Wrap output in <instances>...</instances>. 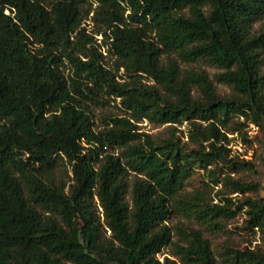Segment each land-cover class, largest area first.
<instances>
[{
  "label": "trees",
  "instance_id": "16d2710c",
  "mask_svg": "<svg viewBox=\"0 0 264 264\" xmlns=\"http://www.w3.org/2000/svg\"><path fill=\"white\" fill-rule=\"evenodd\" d=\"M93 3L115 69L83 25ZM186 6L189 16L175 10ZM263 18L264 0H0V264H177L158 256L168 245L183 264H264V251L249 247L226 245L217 258L198 229L179 228L175 241L168 224L176 213L220 228L234 216L185 190L199 167L214 165L217 182L226 170L236 192L258 189L232 178L254 166L230 156L221 127L256 124L264 166ZM180 46L186 62L224 68L217 79L236 94L220 95L206 71L166 58ZM106 97L120 98L127 115L97 129L85 100ZM144 119L188 121L198 146L156 142L134 122ZM64 158L72 184L56 177ZM243 204L249 224L263 226L264 200Z\"/></svg>",
  "mask_w": 264,
  "mask_h": 264
},
{
  "label": "rangeland",
  "instance_id": "374dc122",
  "mask_svg": "<svg viewBox=\"0 0 264 264\" xmlns=\"http://www.w3.org/2000/svg\"><path fill=\"white\" fill-rule=\"evenodd\" d=\"M85 7L88 12L85 15L83 25L87 27V32L94 35L98 39V42L102 44L103 50L105 51L104 54H106L107 57L106 65L115 69V57L108 54L106 44L103 40L104 35L102 31H99L102 29V26L94 20L95 7H97V3H93L91 5L87 4ZM175 10L179 11L181 15H190V6L183 7L182 9L176 8ZM255 29L259 32L264 31V18L255 25ZM152 35L157 39L159 38L156 29L152 32ZM198 44L201 46H207L209 45V42L207 40H201ZM162 47L163 50L167 49L163 44ZM185 53V47L180 46L178 50H171L169 55L165 57L175 60L183 69L186 68L206 71L220 95L230 97L236 94L232 84L220 82L217 79L218 74L225 71L224 68L210 64L203 59H200L198 62L188 63L185 61ZM206 56L207 58H210L208 54H206ZM64 70L68 77L73 75V68L68 61L66 62ZM120 75L124 77L123 80L130 79L129 74L126 70H124V68L121 69ZM144 81L149 84H156L150 77H145ZM85 101L87 107L93 113L97 129H102L105 121L109 117L127 115L126 110L122 107L120 98L114 99L106 97L104 103H98V100ZM237 120L242 121L243 125H235L232 123L227 127H221L228 135V140L224 142V145L229 149L231 157L239 158L240 160H247L253 164L254 168H251L252 166H248L247 170L232 172L230 174L234 179L246 180L248 183L253 182L258 184L259 191L255 188L247 191V193L236 192L233 186L226 184L223 181L227 173L226 170L225 172H221L219 174V182H217L214 176L209 172L210 169L214 168V165H209V170L199 167L187 181L185 190L188 193H193V195H200L206 201L212 203L223 206L228 204L229 207L235 210L234 216L224 219L223 226L220 228L215 225H209L203 222L201 223L195 219H188L187 217L176 213H174L168 220V224L174 231L175 241L179 238L177 235L179 228L198 229L209 239L217 258L220 257V254L226 245H232L239 248L249 247L251 249H260L264 251V225L252 227L248 222L251 207L248 204L247 206L243 204L246 197L247 200L249 197L257 200H264V190L262 189V187H264V166L261 158L263 153V133L261 129L250 120L245 121L244 118H235V121ZM134 122L140 128V132L148 133L156 142L163 143L165 140L174 137L175 139H180L182 147L186 150H192L198 146V144L192 141L188 135V121H184L182 123L158 124L148 119H144L139 121L134 120ZM237 127L241 129L237 130ZM207 144L208 142H205L206 146ZM206 148L209 149L208 146ZM56 177L59 180L66 181L68 184L73 183L72 166L67 158L60 160L59 166L56 170ZM127 198L130 200V194ZM99 209L102 212V208L100 207ZM217 219L218 218L215 220ZM110 234L111 231H108V235ZM173 250L174 248L172 245L165 247L158 255L160 260L164 263L165 258L169 257L176 260L177 264H183L180 257L176 256Z\"/></svg>",
  "mask_w": 264,
  "mask_h": 264
}]
</instances>
